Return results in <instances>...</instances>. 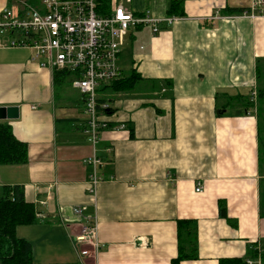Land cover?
Returning a JSON list of instances; mask_svg holds the SVG:
<instances>
[{
    "label": "crops",
    "instance_id": "obj_1",
    "mask_svg": "<svg viewBox=\"0 0 264 264\" xmlns=\"http://www.w3.org/2000/svg\"><path fill=\"white\" fill-rule=\"evenodd\" d=\"M173 1L186 14L176 24L160 25L156 36L151 27L131 31L130 45L140 43L141 52L122 53L120 66L141 80L133 92L105 95L111 110L101 116L108 127L96 148L72 80L57 90L32 50L0 48V108L19 109L18 119L0 123L28 147L26 165L0 167V195L18 186L35 208L37 222L17 228L34 264H173L181 221L197 225L198 257L179 264H264V134L256 108L245 114L239 107L251 89H264L256 72L264 63V22L226 12H249L253 0L111 6L164 20ZM41 2L0 0V11ZM94 152L102 165L92 195L83 161ZM79 207L83 218L73 214ZM89 221L101 247L83 248V257L75 238Z\"/></svg>",
    "mask_w": 264,
    "mask_h": 264
},
{
    "label": "built area",
    "instance_id": "obj_2",
    "mask_svg": "<svg viewBox=\"0 0 264 264\" xmlns=\"http://www.w3.org/2000/svg\"><path fill=\"white\" fill-rule=\"evenodd\" d=\"M112 15L96 14L95 0H42L40 6L25 5L0 11V48H25L34 52L32 61L51 72L66 71L72 76V86L83 96L86 116L84 132L93 148L100 142L108 124L101 118V110H110L108 104H99V89L124 77L120 66L125 39L138 27H151L153 35L161 33L160 25L173 26L179 19L169 17L157 20L146 13L134 15L123 5L112 8ZM238 18H261L264 22V0H253L249 12ZM4 40H8L7 45ZM256 97V93H253ZM83 163L92 170L90 193L100 183L102 161L94 152ZM195 192H203L198 184ZM93 195V194H92ZM85 209L74 208L73 214L83 218ZM98 227L94 221L82 226L75 242L83 257H89L90 247L100 249ZM247 264H254L247 261Z\"/></svg>",
    "mask_w": 264,
    "mask_h": 264
},
{
    "label": "trees",
    "instance_id": "obj_3",
    "mask_svg": "<svg viewBox=\"0 0 264 264\" xmlns=\"http://www.w3.org/2000/svg\"><path fill=\"white\" fill-rule=\"evenodd\" d=\"M96 14L100 17H109L112 15L111 0H95ZM181 1H173L169 10L168 17H185L184 7ZM40 6V5H39ZM38 7V6H36ZM229 15H242L246 12L244 9L227 10ZM257 82H262L264 86V63L262 61L257 65ZM261 76L263 78H261ZM72 80L70 73L66 71L54 72V87L58 88ZM141 78L138 74H131L129 77H123L121 80L112 84L102 86L99 89V104H107L106 94L111 92H133L136 90ZM257 83V84H258ZM256 93V97L253 93ZM236 98L239 107L245 114L251 109L256 108L257 117L264 112V89L258 86L249 91L248 95ZM233 102L229 98V102ZM111 110V109H110ZM110 110H101L104 117L110 113ZM240 113V111H239ZM262 133L264 134V128ZM28 162L27 144L18 141L7 124L0 123V167L3 166H19L26 165ZM221 216L225 217L226 212L222 208ZM37 222L36 211L34 206L28 204L22 188L3 187L0 195V264H34L32 246L24 239L17 236V228L20 226H29ZM179 232V256L174 260L173 264H179L185 260H197V225L192 221H181L178 223ZM219 264H247L246 260L240 258L221 259Z\"/></svg>",
    "mask_w": 264,
    "mask_h": 264
},
{
    "label": "rangeland",
    "instance_id": "obj_4",
    "mask_svg": "<svg viewBox=\"0 0 264 264\" xmlns=\"http://www.w3.org/2000/svg\"><path fill=\"white\" fill-rule=\"evenodd\" d=\"M140 43H136L134 46L133 45H130V42H129V37H127L125 39V43H124V46H123V53H125V57L126 58H130L131 57V53H135V52H141L139 51V45ZM123 64H124V61H122ZM122 64V66H123ZM121 66L122 70H123V73H124V76L125 77H129L131 75V73L129 72V70L126 68V69H123V67ZM149 89L151 88L150 85L147 86ZM140 90V89H138ZM260 124L262 125V131H263V128H264V112L260 114ZM264 136V135H263Z\"/></svg>",
    "mask_w": 264,
    "mask_h": 264
},
{
    "label": "water",
    "instance_id": "obj_5",
    "mask_svg": "<svg viewBox=\"0 0 264 264\" xmlns=\"http://www.w3.org/2000/svg\"><path fill=\"white\" fill-rule=\"evenodd\" d=\"M19 118L18 108H0V121L15 120Z\"/></svg>",
    "mask_w": 264,
    "mask_h": 264
}]
</instances>
